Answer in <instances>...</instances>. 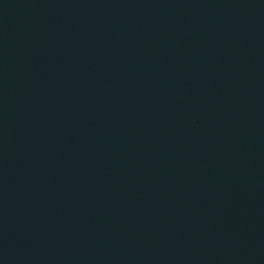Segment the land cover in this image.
<instances>
[{"label":"water","instance_id":"obj_1","mask_svg":"<svg viewBox=\"0 0 264 264\" xmlns=\"http://www.w3.org/2000/svg\"><path fill=\"white\" fill-rule=\"evenodd\" d=\"M0 264H264V0H0Z\"/></svg>","mask_w":264,"mask_h":264}]
</instances>
